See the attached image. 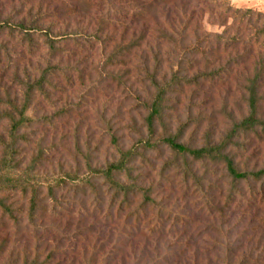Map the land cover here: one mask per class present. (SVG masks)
Masks as SVG:
<instances>
[{
	"label": "rangeland",
	"instance_id": "374dc122",
	"mask_svg": "<svg viewBox=\"0 0 264 264\" xmlns=\"http://www.w3.org/2000/svg\"><path fill=\"white\" fill-rule=\"evenodd\" d=\"M49 1L0 0V20L11 14L18 20L31 6L37 10L39 4ZM108 1L91 9L97 17L86 33L99 30L98 38L90 44H84L89 41L86 38L60 41L65 50L55 59L44 54V47L33 57L24 56L25 49L18 44L17 36H0L9 55L17 53L23 63L27 61L25 57H30L32 63L27 64L33 74L37 73L38 63L44 67L49 60L54 59L52 64L58 60L54 74L49 76L50 97L35 96L32 106L35 117L51 122L31 130L34 139L44 138L45 155H50L49 162H43L38 169L45 180L68 171L83 174L88 157L93 164L103 165L117 157L113 135L129 148L138 143L144 131L138 96H145V86L141 84L145 74L139 53L120 51L111 58L117 44L136 38L143 27L130 23V0ZM183 2L184 11H180V5L176 12L169 13L171 18L165 17L169 6H161L157 21L172 28L185 23L191 29L187 44L197 42L195 30L199 28L198 32L205 36L198 42L203 43L206 55L178 56L169 52L171 46L157 40L152 31L154 21L146 23L147 42L144 40L141 48L146 51L141 55L151 56L148 48L162 47L163 70L180 69L181 76L197 70L215 75L212 81L197 87L175 90L167 103L172 119L168 132L176 134L182 126L179 141L199 148L222 141L232 120L248 113L244 99L246 79L253 75L256 65L264 70V48L252 38L255 26L264 24V0ZM227 4L259 11L263 17L258 23L234 20L228 13L221 15ZM62 19L77 20L74 16ZM86 23L85 19L78 25ZM216 33H222V37H215ZM6 66L7 61L0 65V90L10 86L12 94L20 95L22 89L17 84L12 86V70ZM135 94L136 101L128 96ZM259 94V111L264 118V73ZM236 141L242 147L234 157L240 169H263L264 132L248 133ZM182 161L163 144L159 149H149L143 159L136 161L133 177L150 187L154 198L136 215L130 211L139 206V198L134 199L131 208L120 211L118 203H111L109 194L85 196L68 182L59 190L57 205L52 206L53 201L46 198L42 202L46 209L32 221L27 215L28 199L14 193L9 200L16 201L18 221L0 211V264H264V192L257 184L240 183L237 198L229 199L236 188L222 164L189 158L186 171ZM42 191L45 194L46 188Z\"/></svg>",
	"mask_w": 264,
	"mask_h": 264
},
{
	"label": "trees",
	"instance_id": "16d2710c",
	"mask_svg": "<svg viewBox=\"0 0 264 264\" xmlns=\"http://www.w3.org/2000/svg\"><path fill=\"white\" fill-rule=\"evenodd\" d=\"M128 2L129 0H124ZM184 0H130L132 13L128 18L131 24H142L141 33L136 35V38L119 43L116 45L111 56L113 58L116 52L120 54L139 53V58L142 60V72L145 76L141 80L144 85L145 96H138V102L141 104L139 110L144 113L143 128L140 140L137 144L129 148H124L115 135L112 136V143L115 146L117 157L111 161L100 164H93L92 161L86 158V171L83 174L78 172L68 171L61 173L58 177H53L51 180H45L41 177L38 169L43 162H49V156L45 155L44 145L42 144L43 137L34 139V126H43L51 124L47 122L48 118H37L32 113V106L35 101V96L49 98L51 91L49 85L51 80L49 76L54 74V69L57 68L58 60L55 64L54 60L60 52L65 49L59 43L63 40L75 41L76 39L86 38L89 41L84 44H90L91 40L98 38L99 30L95 33H86L90 30V23L97 17L95 13L91 14V9L95 5H103L109 3L108 0H51L45 5L39 4L37 10L30 7L25 11V14L18 20L14 15L0 20V36L3 34L18 38V44L25 49L22 53L24 56L33 57L34 53L44 47L48 57H54L45 63L44 67L38 63L35 71H29L27 61L31 64L30 57L23 63L17 53L8 54L5 43H0V65L7 61L5 68H11V78L14 86L17 84L21 89L20 95L12 94L10 86L0 90V211L3 215L7 214L10 218L18 221L15 212L19 209H14L16 201H10L15 194L28 199V218L32 220L37 216L38 212L46 209V205L42 202L46 198H50L55 206L58 203V193L63 186L70 185L76 192H82L83 195H95L100 197L102 192L111 196V203H118L119 210H128L131 208L135 198L140 199L139 206L132 209L130 213L136 215L139 208L146 207L154 202L150 187L143 185L139 181V177H133L136 161L143 159L145 152L159 149L160 144L165 145L171 150L172 154L183 159L185 170H189L187 159L193 161L208 160L214 163L222 164L225 168L227 176L230 178L233 188H236L228 197H233L235 200L240 192L237 185L240 183L257 184L259 189L264 192V168L254 170H241L239 164L235 161V151L242 148L236 139L243 135L252 132H264V118L260 115L259 88L263 78V67L256 65L252 76L247 77L245 85V103L248 113L239 120L233 119L231 128L225 138L213 144L205 143L202 147L192 148L179 141L181 127L178 128L176 134L168 132L172 120L171 112L168 109L167 103L171 101L172 94L175 90L181 92L189 86L201 85L206 80L212 81L215 78L214 74H209L207 71L203 73L199 70L190 75H180V69L174 70L169 68V71L163 70L161 65V56L163 57L162 47L153 46L148 48L149 55H141L145 39V33L148 25L147 21H154L155 27L152 31L155 32L156 39L160 42H165L171 47L168 51L174 55H199L204 57L206 49L203 43L198 42V39L205 36L195 30V43L187 44L188 26L184 23L179 28L164 26L158 22L159 8L166 7V18H171L169 13L176 12L178 7L180 11H184ZM187 1V0H186ZM221 1V0H210ZM228 13L234 20L240 22H255L258 23L263 17L259 11L250 8L241 9L227 4L222 9V14ZM92 15V16H91ZM76 17L74 19L64 20L61 18ZM178 18V16H174ZM52 20L46 23V21ZM121 18V17H119ZM184 19V16H181ZM87 20L84 26L78 25L79 22ZM125 21V19H124ZM71 23V24H70ZM165 23V21H164ZM75 24L74 26H72ZM187 31V32H186ZM215 37L221 38L222 33H216ZM254 43L264 48V24L257 25L254 28L253 37ZM203 45V46H202ZM146 48V47H144ZM211 48L208 51L211 53ZM141 51V52H140ZM214 52V51H213ZM16 54V55H14ZM119 54V53H118ZM17 60H16V57ZM41 56V54L39 55ZM151 57V60H150ZM127 55L123 58L122 63L126 64ZM12 60L15 63L12 66ZM21 61L22 63H20ZM60 61V60H59ZM21 64V65H20ZM9 66V67H8ZM206 66V65H205ZM13 68V69H12ZM212 72V71H211ZM171 74V75H170ZM170 75V78H168ZM127 80L124 82L126 90H128ZM1 86V85H0ZM129 93V92H128ZM53 95V94H52ZM129 98L136 101V94ZM144 133V134H143ZM35 140V141H34ZM35 143V144H34ZM34 144V149L29 153L30 147ZM176 162V161H175ZM178 163L177 167L181 168ZM69 182V183H68ZM46 188V193L43 194L42 188ZM15 200V199H14ZM230 201V200H229ZM56 203V204H55ZM227 206L224 202L223 207ZM223 208L220 207V211ZM221 214H223L221 212ZM35 262V261H34Z\"/></svg>",
	"mask_w": 264,
	"mask_h": 264
}]
</instances>
